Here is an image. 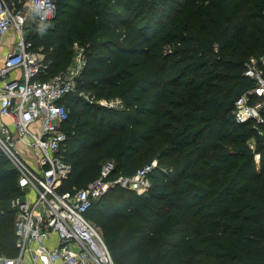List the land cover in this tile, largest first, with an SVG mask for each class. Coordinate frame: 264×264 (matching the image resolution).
<instances>
[{"label": "trees", "instance_id": "1", "mask_svg": "<svg viewBox=\"0 0 264 264\" xmlns=\"http://www.w3.org/2000/svg\"><path fill=\"white\" fill-rule=\"evenodd\" d=\"M7 1L16 10L28 2ZM55 1L49 26L25 29L44 56L40 78L64 72L78 43L88 58L79 90L124 102L64 100L72 173L61 191L86 187L107 162L113 179L157 162L148 192L112 187L86 215L114 263L264 264V140L232 115L255 86L245 70L264 50V0ZM21 194L0 158L1 257L17 254L9 203Z\"/></svg>", "mask_w": 264, "mask_h": 264}, {"label": "built area", "instance_id": "2", "mask_svg": "<svg viewBox=\"0 0 264 264\" xmlns=\"http://www.w3.org/2000/svg\"><path fill=\"white\" fill-rule=\"evenodd\" d=\"M56 15L55 0H28L20 10L0 0V42L13 34L17 47L0 67V158H6L18 172L22 193L9 203L15 214L17 254L0 256V264H115L101 231L86 215L112 187L139 195L148 192L152 186L149 174L157 162L133 176L114 179L115 166L107 162L86 187L61 191L72 173V165L62 156L69 119L64 100L78 95L89 104L116 110L124 104L120 98L96 102L79 90L88 58L78 43L64 72L48 80L40 78L47 67L26 40L25 29L50 22ZM245 75L255 86L236 100L232 115L238 124L251 123L264 140V58H250ZM255 159L258 163L260 155ZM53 237L58 245L48 246L46 242Z\"/></svg>", "mask_w": 264, "mask_h": 264}, {"label": "crops", "instance_id": "3", "mask_svg": "<svg viewBox=\"0 0 264 264\" xmlns=\"http://www.w3.org/2000/svg\"><path fill=\"white\" fill-rule=\"evenodd\" d=\"M16 48H17L16 47V36H14L13 34H11V35H8V36L4 37L1 40V42H0V63L4 60V58L10 52H12ZM14 75H16L18 77V76H20V72H16ZM46 244L48 246H52V247L57 246L58 245V242H57L56 237H53V238L49 239L46 242Z\"/></svg>", "mask_w": 264, "mask_h": 264}, {"label": "rangeland", "instance_id": "4", "mask_svg": "<svg viewBox=\"0 0 264 264\" xmlns=\"http://www.w3.org/2000/svg\"><path fill=\"white\" fill-rule=\"evenodd\" d=\"M7 1V0H6ZM7 3H8V1H7ZM44 26H49V24L48 23H46ZM172 30V29H171ZM31 32V31H30ZM180 46V44L179 43H173V45H167L165 48L166 49H168V48H172V49H174V48H177V47H179ZM83 47V46H82ZM216 47V46H215ZM85 48V47H84ZM165 49V50H166ZM168 52H171L170 50L168 51ZM259 54L261 55L259 58H264V50H260L259 51ZM73 55H74V50H73ZM42 57H44L43 55H42ZM0 67H1V63H0ZM87 95H90V93H87ZM91 98L94 100V101H102V100H114V99H117L116 97H110V98H106V96H97V95H92L91 96ZM123 104H124V102H123ZM99 106V105H98ZM124 107V106H123ZM122 107V108H123ZM122 108H119V109H122ZM256 139L255 138H253L250 142H251V145H252V147H256V141H255ZM12 167H13V165H11ZM14 168V167H13ZM138 168V167H137ZM26 191H28V190H26ZM23 197V199L25 200V198H26V196L25 195H23L22 196ZM91 220V222L93 223V225H95L97 228H99L98 227V225L96 224V222L94 221V220H92V218H90ZM100 229V228H99ZM113 258V257H112Z\"/></svg>", "mask_w": 264, "mask_h": 264}]
</instances>
